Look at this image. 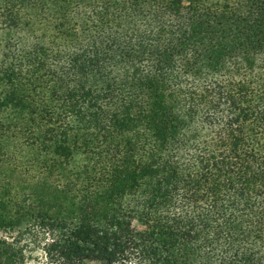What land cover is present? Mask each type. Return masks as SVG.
Instances as JSON below:
<instances>
[{
  "label": "trees",
  "instance_id": "1",
  "mask_svg": "<svg viewBox=\"0 0 264 264\" xmlns=\"http://www.w3.org/2000/svg\"><path fill=\"white\" fill-rule=\"evenodd\" d=\"M0 34L38 189L0 192V264H264V0H0Z\"/></svg>",
  "mask_w": 264,
  "mask_h": 264
},
{
  "label": "rangeland",
  "instance_id": "2",
  "mask_svg": "<svg viewBox=\"0 0 264 264\" xmlns=\"http://www.w3.org/2000/svg\"><path fill=\"white\" fill-rule=\"evenodd\" d=\"M209 2H215L216 0H207ZM0 34V38H1ZM37 174H29V176H36ZM28 179L27 174H19V173H13L11 170H9L7 167H1L0 169V192H11V195L17 196L18 200H24L27 198L29 194L32 193V191H38L35 184L25 181ZM35 186V187H34ZM9 196L6 197L8 199ZM15 210V209H13ZM12 210V211H13ZM33 224V221L31 219L26 218L22 219L20 221V227L17 229L23 230L26 227ZM14 236H16V233H13L9 230L0 229V239H11ZM33 244V243H31ZM28 246V252H31L32 256L29 259V262L27 264H36L40 260L38 247L33 245ZM36 247V248H35Z\"/></svg>",
  "mask_w": 264,
  "mask_h": 264
}]
</instances>
